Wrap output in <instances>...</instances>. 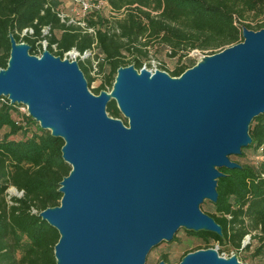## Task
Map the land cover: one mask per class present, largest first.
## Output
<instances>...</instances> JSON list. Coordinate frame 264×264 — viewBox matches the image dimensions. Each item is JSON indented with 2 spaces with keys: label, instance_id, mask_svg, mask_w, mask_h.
<instances>
[{
  "label": "water",
  "instance_id": "water-1",
  "mask_svg": "<svg viewBox=\"0 0 264 264\" xmlns=\"http://www.w3.org/2000/svg\"><path fill=\"white\" fill-rule=\"evenodd\" d=\"M9 40L0 96L60 136L71 167L59 205L39 213L59 233L56 264H145L180 227L221 234L200 204L217 201L219 169L239 167L230 156L250 144L249 124L264 112V27H243L242 40L178 76L121 65L111 92L97 94L77 60ZM111 98L127 124L107 113ZM178 264L238 262L206 248Z\"/></svg>",
  "mask_w": 264,
  "mask_h": 264
},
{
  "label": "trees",
  "instance_id": "trees-1",
  "mask_svg": "<svg viewBox=\"0 0 264 264\" xmlns=\"http://www.w3.org/2000/svg\"><path fill=\"white\" fill-rule=\"evenodd\" d=\"M115 15L88 12L84 20L95 33L80 25L61 21L54 9L61 0H0V68L6 67L12 33L16 41L29 43L36 53L37 40L44 37L41 26L50 25L47 48L57 42L55 54L72 46L83 50L95 42L104 61V80L90 87L94 93L111 89L117 68L133 64L139 69L149 54L176 59L173 68H163L178 76L195 63L187 55L191 49L208 53L242 40V28L264 27V0H105ZM31 26L33 36L21 35ZM42 50V48H41ZM88 87L93 77L84 62H79ZM109 115L127 119L111 98L106 106ZM18 112L20 117H14ZM30 124L34 125L33 127ZM251 142L241 149L239 167L220 168L217 179L218 198L212 210L203 211L221 227V234L199 230L187 232L206 249L220 245L219 251L238 255L249 250L253 241L262 243L253 256L264 253V112L254 116L248 128ZM63 139L42 128L26 110L20 112L16 102L0 96V264H56L54 245L58 231L39 213L59 205L60 181L71 167L62 158ZM14 187L18 194L9 195ZM183 255V256H184Z\"/></svg>",
  "mask_w": 264,
  "mask_h": 264
},
{
  "label": "rangeland",
  "instance_id": "rangeland-1",
  "mask_svg": "<svg viewBox=\"0 0 264 264\" xmlns=\"http://www.w3.org/2000/svg\"><path fill=\"white\" fill-rule=\"evenodd\" d=\"M62 3H65L66 0H61ZM65 10L70 13V15H75L72 13V11L69 8L65 7ZM101 12L104 15H115L113 11H111L108 7L102 8ZM42 45L37 43V50L34 54H40L41 53ZM209 54L207 50L202 49H191L187 55L194 58L195 63L202 60L205 55ZM147 68L150 71L158 69L165 68H173L174 63L176 61L175 58L169 57L162 52L161 54L154 55L149 54L147 58L144 59ZM165 70V69H163ZM98 81H91L89 84L90 87L97 86ZM107 92L110 93L111 89H107ZM17 108L20 112H26L27 106L21 102H16ZM14 117L18 118L20 117V114L18 112L13 113ZM30 126H34L33 124ZM239 155H231L232 159H237ZM7 194L9 195H17L18 192L14 187H10L7 189ZM212 202L209 200H204L200 204V208L203 211L206 210H212L211 207ZM183 227H180L174 234L173 239L171 241L162 240L157 245L153 246L151 250L149 251L145 264H157L160 261H164L166 264H178L180 260L182 259L183 255L189 251L193 250L194 247L201 245V242L199 240L194 239L193 235L187 232ZM262 241L255 240L253 241V244L250 246L249 250L239 252L238 255H235L231 251V253L227 251H219L220 245L217 243L210 244L209 248L215 249L220 256L223 257H231L235 256L238 264H264V253L258 254L253 256V253L255 254L256 247H258Z\"/></svg>",
  "mask_w": 264,
  "mask_h": 264
},
{
  "label": "built area",
  "instance_id": "built-area-1",
  "mask_svg": "<svg viewBox=\"0 0 264 264\" xmlns=\"http://www.w3.org/2000/svg\"><path fill=\"white\" fill-rule=\"evenodd\" d=\"M65 7L69 8L72 11V13L75 15H70V13L65 10ZM104 7H108L110 9V7L108 6L105 0H66L65 3H63L62 7L56 8L54 9V11L59 16L61 21L78 24L84 30L94 34L95 33L94 27L87 26L84 17L88 12L90 11L100 12ZM40 29L44 37L39 38L37 42H40V44L42 45V49H44L47 48L48 46V35H50L51 33L50 25L44 24L41 26ZM33 33H34V29L31 26L23 27L20 32L21 35L27 34L31 36H33ZM50 45H51V49L53 50V51L50 50L52 53H54V51H57L59 49L56 41L50 42ZM60 56L69 59H75L78 61V63L84 62L85 64H87L89 68V73L93 77L92 80L98 81V84L104 80L105 71L102 67L99 66V62L104 61V57L101 53H97L95 42H93L90 47H87L83 50H80L75 46H72L68 49L62 50V54ZM145 66L146 63L144 61L141 67H145Z\"/></svg>",
  "mask_w": 264,
  "mask_h": 264
}]
</instances>
